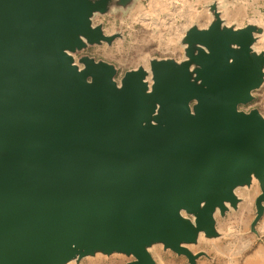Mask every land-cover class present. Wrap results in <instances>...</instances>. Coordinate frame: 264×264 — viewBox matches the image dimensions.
Returning <instances> with one entry per match:
<instances>
[{
    "label": "water",
    "instance_id": "95a60500",
    "mask_svg": "<svg viewBox=\"0 0 264 264\" xmlns=\"http://www.w3.org/2000/svg\"><path fill=\"white\" fill-rule=\"evenodd\" d=\"M142 1L0 0V264H157L160 248L198 264L259 186L257 233L264 0H214L182 61L119 78L86 52L123 37L99 17Z\"/></svg>",
    "mask_w": 264,
    "mask_h": 264
},
{
    "label": "rangeland",
    "instance_id": "374dc122",
    "mask_svg": "<svg viewBox=\"0 0 264 264\" xmlns=\"http://www.w3.org/2000/svg\"><path fill=\"white\" fill-rule=\"evenodd\" d=\"M214 0H143L126 13L99 17L108 34H121L111 46L92 47L86 53L96 60L115 65L119 78L126 72L148 67L154 59H175L182 61L184 52L181 39L185 32L197 25L205 28L211 22L207 13ZM240 7L235 12L240 17ZM264 48V42L260 45ZM256 101L251 106L264 115V87L255 93ZM246 199L237 213H231L218 220L220 237L215 240L203 238L194 248L196 252L207 254L198 264H249L252 258L264 259V216L251 231L255 219V201L260 195L259 186L251 195L240 192ZM157 264H188L187 259L177 257L172 252L159 249L153 254ZM99 261L85 260L82 264H125L130 259L125 256L98 257Z\"/></svg>",
    "mask_w": 264,
    "mask_h": 264
},
{
    "label": "crops",
    "instance_id": "0c3cea01",
    "mask_svg": "<svg viewBox=\"0 0 264 264\" xmlns=\"http://www.w3.org/2000/svg\"><path fill=\"white\" fill-rule=\"evenodd\" d=\"M241 21H243V19H241ZM249 264H264V259H262V258H252L249 261Z\"/></svg>",
    "mask_w": 264,
    "mask_h": 264
},
{
    "label": "bare ground",
    "instance_id": "6f19581e",
    "mask_svg": "<svg viewBox=\"0 0 264 264\" xmlns=\"http://www.w3.org/2000/svg\"><path fill=\"white\" fill-rule=\"evenodd\" d=\"M68 264H70V263H68Z\"/></svg>",
    "mask_w": 264,
    "mask_h": 264
}]
</instances>
